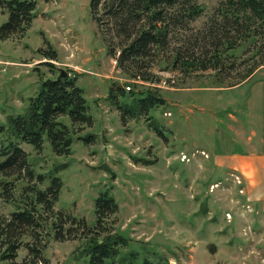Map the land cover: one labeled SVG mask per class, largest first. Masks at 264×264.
Instances as JSON below:
<instances>
[{
	"label": "rangeland",
	"instance_id": "1",
	"mask_svg": "<svg viewBox=\"0 0 264 264\" xmlns=\"http://www.w3.org/2000/svg\"><path fill=\"white\" fill-rule=\"evenodd\" d=\"M36 1L24 36L0 40V146L10 138V117L23 113L43 81L63 69L83 89L92 125L74 135L68 155H57L48 138L41 152L20 144L31 168L45 176L43 188L61 180L57 211L95 227V200L108 190L120 207L111 217L115 231L131 239L114 264H158L160 256L170 264H264V200H256L264 196V180L250 158L264 154V68L229 88L209 73L157 66L154 85L167 104L151 111L154 125L146 118L124 124L108 96L113 82L127 89L130 79L107 52L92 0ZM219 1L195 0L205 11L192 26L203 27ZM8 20L0 10V27ZM247 47L236 53H248ZM51 51L56 60L46 59ZM59 121L72 128L69 116ZM90 135L95 139L88 143ZM25 179L14 182L15 200L0 195L2 214L21 204ZM47 242L39 264H88L82 239L56 241L51 232ZM28 253L23 245L16 261Z\"/></svg>",
	"mask_w": 264,
	"mask_h": 264
},
{
	"label": "trees",
	"instance_id": "2",
	"mask_svg": "<svg viewBox=\"0 0 264 264\" xmlns=\"http://www.w3.org/2000/svg\"><path fill=\"white\" fill-rule=\"evenodd\" d=\"M91 6L108 54L130 79L131 90L113 82L108 96L124 124L146 118L154 125L151 111L167 104L154 85L159 81L153 71L157 66L182 75L209 73L216 85L229 88L245 84L264 68V0H220L214 14L198 29L192 24L205 8L195 0H92ZM36 8V0H0V10L9 15L0 27V40L24 36ZM245 44L248 53L238 55L236 50ZM46 59L56 60L57 54L48 52ZM88 110L76 76L67 72L44 80L40 91L28 99L25 111L10 117V138L0 146V195L11 202L16 199L14 182L25 177L28 181L22 186L18 208L9 216L0 212V261L39 264L51 232L56 241L82 239L88 264H114L121 249L128 247L131 239L115 231L116 222L111 220L120 207L108 190L95 200V227L57 211L61 180L53 178L43 188L45 176L31 168L27 152L20 147L27 143L41 152L48 138L57 155L70 154L74 135L92 125ZM65 115L72 128L59 121ZM94 139L90 135L85 141ZM23 245L29 253L17 262ZM158 264L170 263L160 256Z\"/></svg>",
	"mask_w": 264,
	"mask_h": 264
},
{
	"label": "crops",
	"instance_id": "3",
	"mask_svg": "<svg viewBox=\"0 0 264 264\" xmlns=\"http://www.w3.org/2000/svg\"><path fill=\"white\" fill-rule=\"evenodd\" d=\"M250 158H254L256 161L259 162L258 166H256L258 172L255 174V176H257V177L259 176V178H261L260 179L261 181L264 180L263 179L264 178V164H263V162H264V154H256L255 157L252 156ZM239 171H241V170H239ZM262 183H263V186H262V188L260 190H262L264 192V181H262ZM256 200L257 201L264 200V196H263V198H262V196L259 197V198L257 197Z\"/></svg>",
	"mask_w": 264,
	"mask_h": 264
},
{
	"label": "water",
	"instance_id": "4",
	"mask_svg": "<svg viewBox=\"0 0 264 264\" xmlns=\"http://www.w3.org/2000/svg\"><path fill=\"white\" fill-rule=\"evenodd\" d=\"M61 71V76H66L67 75V72L63 69L60 70Z\"/></svg>",
	"mask_w": 264,
	"mask_h": 264
},
{
	"label": "built area",
	"instance_id": "5",
	"mask_svg": "<svg viewBox=\"0 0 264 264\" xmlns=\"http://www.w3.org/2000/svg\"><path fill=\"white\" fill-rule=\"evenodd\" d=\"M164 83L166 84V82H164ZM131 88H132L131 85H128V86H127V89H128V90H131Z\"/></svg>",
	"mask_w": 264,
	"mask_h": 264
}]
</instances>
